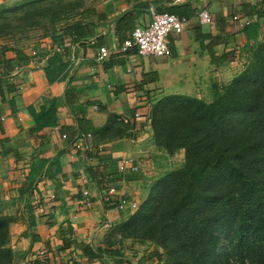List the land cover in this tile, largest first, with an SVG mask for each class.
Returning <instances> with one entry per match:
<instances>
[{"label":"crops","instance_id":"obj_1","mask_svg":"<svg viewBox=\"0 0 264 264\" xmlns=\"http://www.w3.org/2000/svg\"><path fill=\"white\" fill-rule=\"evenodd\" d=\"M29 1L0 0V5ZM87 2L99 15L85 23L87 36L76 41L67 37L62 48L50 36L25 47L30 62L15 64L12 75L18 94L6 101L0 95V215L11 220L15 264H32L34 259L37 264H139L132 244L122 247L116 235L132 215L104 200L107 187L113 185L120 194L142 204L146 199L143 183L161 170L158 165L165 154L155 146L152 122L139 123L135 114L151 120L154 103L169 96L201 99L205 87L232 81L237 73L233 67L246 63L250 50L264 43V17L259 15L264 12V0ZM151 4L159 14L189 20L182 34H171V55L165 59L123 52L132 32H117L120 18L130 13L134 28L147 26L152 21L147 9ZM201 10L213 15V25L204 26L195 19ZM235 16L250 24L242 27ZM63 32L60 28L57 36ZM101 48L109 51L103 61L98 59ZM56 54L68 67L61 81L50 84L45 70ZM7 57L15 59L16 55L10 52ZM30 108L37 114L45 109L47 116L36 123ZM124 117L132 123H120ZM79 121L87 122L85 132L80 131ZM110 126L120 127V133L98 140ZM135 127L141 128L137 134L131 132ZM81 134H92V143L101 153L75 150ZM126 159L141 171L121 173ZM85 191L90 207L83 198ZM86 245L93 249L110 245L125 258L106 257L90 263L80 250Z\"/></svg>","mask_w":264,"mask_h":264},{"label":"trees","instance_id":"obj_2","mask_svg":"<svg viewBox=\"0 0 264 264\" xmlns=\"http://www.w3.org/2000/svg\"><path fill=\"white\" fill-rule=\"evenodd\" d=\"M259 15L264 17V12ZM94 17L99 19L87 0L1 5L0 41L16 36L12 38L19 44L30 41L31 32L40 31L44 33L40 39L50 36L62 48L67 37L84 39L85 23ZM60 28H64L62 37L57 36ZM134 30L133 14L120 18L118 33ZM18 46L0 48L3 101L19 91L12 82L15 64L30 62L25 47ZM10 52L15 59L7 57ZM249 54L245 70L227 86H211L210 102L169 96L154 103L155 146L169 158L184 151L185 160L150 189L140 208L116 231L122 247L129 242L154 247L139 264H264V43ZM67 67L58 54L50 59L45 70L49 83L61 81ZM29 110L36 123L47 116L45 109L39 114ZM79 122L80 131L85 132L87 122ZM115 132L120 133V127L110 126L98 140L111 139ZM10 226V218L0 215V264H15ZM80 250L90 263L125 258L110 245L96 249L86 245Z\"/></svg>","mask_w":264,"mask_h":264},{"label":"built area","instance_id":"obj_3","mask_svg":"<svg viewBox=\"0 0 264 264\" xmlns=\"http://www.w3.org/2000/svg\"><path fill=\"white\" fill-rule=\"evenodd\" d=\"M175 2L179 3L182 2V0H175ZM149 12L151 13L152 21L145 27L135 28L128 40L124 42L122 51L125 53L129 51H136L142 57H152L156 59L168 58L171 55L169 45V38L171 34H182L188 25L189 20L175 14H159L153 4L150 5ZM195 19L204 26L213 25L215 21L213 15L208 10L198 11L195 14ZM234 20L239 21L242 27L250 24V21L243 17L235 16ZM108 55V49L101 48L98 59L103 61L108 57ZM135 120L139 123L142 121L143 124L151 123L150 118H145V116H143L140 112L135 114ZM119 121L125 125L132 123L131 120L126 117L120 118ZM139 131H141V128L139 127H135L131 130L133 134H137ZM74 148L84 154H90L95 149L99 150V153L102 151L101 148L98 149V147L96 148V146L93 145L92 134H81L78 136L77 141L74 144ZM127 170H130L132 173H139L141 171V167L133 163L132 160L126 159L122 162L120 171L121 173H125ZM105 193L106 197L104 200L109 204L115 203L117 210L122 213L126 212L129 213V215H133V213L136 212L141 205L139 201L131 200L129 196L120 194L117 188L113 185L108 186ZM83 198L86 200V206L90 207L91 201L89 200V192L85 191L83 193Z\"/></svg>","mask_w":264,"mask_h":264},{"label":"rangeland","instance_id":"obj_4","mask_svg":"<svg viewBox=\"0 0 264 264\" xmlns=\"http://www.w3.org/2000/svg\"><path fill=\"white\" fill-rule=\"evenodd\" d=\"M30 2V1H29ZM28 3V2H27ZM15 4H17V3H7V4H4L3 6H6V7H8V8H11V7H19V6H21V5H24V4H26V3H24V4H21V5H15ZM1 6V5H0ZM71 8H74V6H70ZM70 9V8H69ZM46 22V21H45ZM44 33H41L40 31L39 32H37V33H34V32H31V35H29L32 39L29 41H23V42H20L19 44L17 43V41L16 40H13V38H15V37H8V38H6V39H3V40H1L0 41V48L2 47V46H5V45H8V46H17V45H19L18 47H27V46H30L31 44H35V42H38V41H40L41 39V35H43ZM18 35V34H17ZM29 36H27V37H29ZM20 37H24L23 35H20L18 38H20ZM252 57V55L251 54H249V56H248V59H246V63H244L243 65H238V66H234L233 68H234V70L236 71L237 70V73L235 74L236 76H238L242 71H244L245 70V68L247 67V65L249 64V60H250V58ZM228 76V71L226 72V76H225V78L224 79H226V78H228L227 77ZM231 82V81H230ZM229 81H221V82H219V81H217L215 84H217L221 89H222V87H224V86H227L229 83H230ZM214 84V83H213ZM212 84V85H213ZM211 85V86H212ZM211 86H209V87H205L204 88V92H203V94L201 95V99H204V100H206L207 102H210L211 101V95H212V92H211V90H210V88H211ZM163 158V160L165 161V162H163V160H160V161H162L161 163H160V165H158V167H159V169H161V170H159L158 172H156L157 174H155V175H153V177L152 178H149L148 179V182H145V183H143V186H144V188H143V190L145 191V193H146V197H147V195H148V193H149V191H150V189L161 179V178H163L167 173H169L170 171H173V170H175V169H178V168H180L182 165H183V163H184V160H185V152L184 151H181V152H178L173 158H169V157H167V156H164V157H162ZM145 201V200H144ZM143 204V203H142ZM141 204V205H142ZM140 205V206H141ZM140 208V207H139ZM130 244H132V245H129L130 246V249H132L131 251L132 252H135L136 254H138V261L139 262H141L143 259H145V254H147V252H148V250H150V252L152 251V249L154 248V247H152V246H147V245H141V244H137L136 245V243L134 244L133 242L132 243H130ZM142 255V256H141ZM144 257V258H143Z\"/></svg>","mask_w":264,"mask_h":264}]
</instances>
